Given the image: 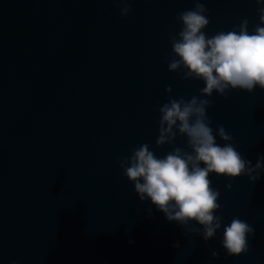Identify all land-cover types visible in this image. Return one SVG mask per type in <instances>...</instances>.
Wrapping results in <instances>:
<instances>
[{
    "label": "water",
    "instance_id": "obj_1",
    "mask_svg": "<svg viewBox=\"0 0 264 264\" xmlns=\"http://www.w3.org/2000/svg\"><path fill=\"white\" fill-rule=\"evenodd\" d=\"M194 2L132 0L121 16L118 0H0V264H264V171L230 189L209 174L223 221L204 241L139 200L119 167L143 143L157 157L190 151L180 135L171 145L155 140L159 106L204 87L167 68L169 34L182 28L175 16ZM200 2L208 37L245 18L249 33L260 23L256 0ZM203 98L214 102L211 127L233 136L216 142L255 165L264 155V89ZM234 216L255 233L247 253L225 257L223 227Z\"/></svg>",
    "mask_w": 264,
    "mask_h": 264
},
{
    "label": "clouds",
    "instance_id": "obj_2",
    "mask_svg": "<svg viewBox=\"0 0 264 264\" xmlns=\"http://www.w3.org/2000/svg\"><path fill=\"white\" fill-rule=\"evenodd\" d=\"M118 3L119 15L127 16L132 10V0H118ZM256 3L261 5L257 8L260 23L252 33L245 18L228 32L206 36L202 30L210 22L206 15L209 9L200 0H195L192 9L176 14L175 19L182 28L175 35L169 34L172 52L167 68L182 72V79L202 80L204 87L199 89L200 96L194 95L188 100L169 96L159 106V135L155 143L171 145L180 135L186 137L190 151L173 147L165 156L157 157L143 143L130 156L118 158L122 174L133 183L139 200H150L167 220L183 226L186 233L200 235L204 241L216 236L223 221V216L217 214L223 208L218 203L220 193L212 187L209 174L226 177L229 182L225 188L230 189L235 178L246 175L255 183L264 171V155L258 153L252 165L233 144L221 146L216 142L217 136L225 142L233 136L222 124L215 129L211 127L213 120L207 109L214 102L203 98L211 97L214 91L228 99L231 90L264 89V26H261L264 25V0ZM171 90L170 85L165 87V92ZM193 223L199 227L190 226ZM254 233L252 225L234 216L223 227L220 243L225 257L247 253L248 237ZM174 247H179L178 242ZM209 252L211 257H219L217 250L209 248ZM12 264L19 261L13 260Z\"/></svg>",
    "mask_w": 264,
    "mask_h": 264
}]
</instances>
